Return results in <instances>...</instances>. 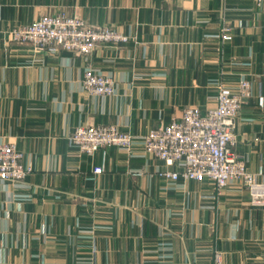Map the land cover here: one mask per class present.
Instances as JSON below:
<instances>
[{"label":"crops","instance_id":"crops-1","mask_svg":"<svg viewBox=\"0 0 264 264\" xmlns=\"http://www.w3.org/2000/svg\"><path fill=\"white\" fill-rule=\"evenodd\" d=\"M59 11L129 39L85 59L6 38ZM87 62L112 76L114 94L83 90ZM241 78L251 96L237 113L234 151L264 180V0H0V141L31 167L21 183L0 181V264H215L214 251L221 264H264V206L250 203L241 180L165 179L158 171L176 165L141 145ZM108 123L132 134L131 152L69 146L74 127Z\"/></svg>","mask_w":264,"mask_h":264},{"label":"built area","instance_id":"built-area-1","mask_svg":"<svg viewBox=\"0 0 264 264\" xmlns=\"http://www.w3.org/2000/svg\"><path fill=\"white\" fill-rule=\"evenodd\" d=\"M225 23L219 36L229 38ZM10 41L30 45L35 50L52 54L69 52L87 59L92 51L105 43H123L129 36L107 25H90L79 15L59 11L42 14L30 23L16 25L6 31ZM83 90L92 95L115 93L112 76L95 71L87 62L82 75ZM251 96L250 81L241 78L234 87L222 85L202 112L194 106L186 107L179 118L149 130L141 141L143 152L161 159L166 166L158 175L175 181L210 180L222 187L231 180H241L249 193V201L264 206V180L248 169L234 151L236 117L242 104ZM69 146L77 155L92 156L107 146L132 151L134 138L129 131L115 124H86L74 127L67 135ZM101 165H93L94 174L102 172ZM31 167L22 161V152L14 142L0 141V181L21 183ZM214 263L221 264V254L214 251Z\"/></svg>","mask_w":264,"mask_h":264}]
</instances>
